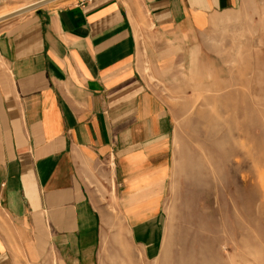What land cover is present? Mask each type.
Segmentation results:
<instances>
[{"label":"crops","instance_id":"0c3cea01","mask_svg":"<svg viewBox=\"0 0 264 264\" xmlns=\"http://www.w3.org/2000/svg\"><path fill=\"white\" fill-rule=\"evenodd\" d=\"M242 45L264 79V0H58L0 23V264H100L120 222L155 256L176 121L144 54L215 66Z\"/></svg>","mask_w":264,"mask_h":264},{"label":"rangeland","instance_id":"374dc122","mask_svg":"<svg viewBox=\"0 0 264 264\" xmlns=\"http://www.w3.org/2000/svg\"><path fill=\"white\" fill-rule=\"evenodd\" d=\"M37 1L4 4L0 15ZM233 49L215 66L199 49L159 67L144 54V78L176 121L162 239L148 255L120 222L102 239L100 264H264V79L249 75L248 46Z\"/></svg>","mask_w":264,"mask_h":264},{"label":"water","instance_id":"95a60500","mask_svg":"<svg viewBox=\"0 0 264 264\" xmlns=\"http://www.w3.org/2000/svg\"><path fill=\"white\" fill-rule=\"evenodd\" d=\"M55 1H58V0H41L40 3H37L36 5H32V6L28 7V8H26V9H23L21 11L15 12V13L7 16V17L1 18L0 19V23H3V22L8 21L10 19H13V18H15L17 16H20L22 14L38 10V9H40V8L50 4V3H53Z\"/></svg>","mask_w":264,"mask_h":264},{"label":"bare ground","instance_id":"6f19581e","mask_svg":"<svg viewBox=\"0 0 264 264\" xmlns=\"http://www.w3.org/2000/svg\"><path fill=\"white\" fill-rule=\"evenodd\" d=\"M37 3H40V1L37 2ZM37 3H35V4H29V5H25V6H22V7L18 8V9H15V10L6 11L5 13H3V14L0 15V19H1V18H4V17H7V16H9V15L15 13V12H18V11H21V10H23V9H26V8L32 6V5H36Z\"/></svg>","mask_w":264,"mask_h":264}]
</instances>
